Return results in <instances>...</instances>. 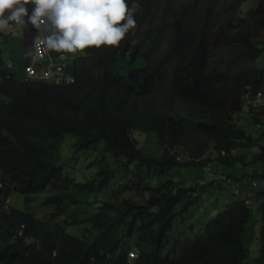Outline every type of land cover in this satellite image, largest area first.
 <instances>
[{"label":"trees","instance_id":"16d2710c","mask_svg":"<svg viewBox=\"0 0 264 264\" xmlns=\"http://www.w3.org/2000/svg\"><path fill=\"white\" fill-rule=\"evenodd\" d=\"M248 1L138 0L136 27L118 46L84 49L68 64L70 84L20 81L0 46V197L18 191L27 204L0 212V264H247L251 205L240 189L203 231L171 236L205 191L243 180L260 199L264 258V188L251 183L264 181V144L236 121L246 105V126L263 131L247 98L264 90V0L244 11ZM159 10L161 22L142 30ZM137 62L142 76L129 82ZM149 132L155 154L138 139ZM68 134L73 157L97 167L87 182L61 160ZM213 162L220 180L173 178ZM43 193L52 210L39 218L29 204Z\"/></svg>","mask_w":264,"mask_h":264},{"label":"clouds","instance_id":"9594fccd","mask_svg":"<svg viewBox=\"0 0 264 264\" xmlns=\"http://www.w3.org/2000/svg\"><path fill=\"white\" fill-rule=\"evenodd\" d=\"M139 10L138 0H0V34L7 35L13 27L19 30L26 23L30 24L35 29L34 39L36 31L44 33L36 54L40 55L42 45L56 54H67L69 64L81 55H87L83 51L86 48L118 46L129 30L136 27L135 13ZM32 50L27 52L25 68ZM11 65V62L7 64L8 67ZM67 73L71 72L67 70ZM7 198L11 203L10 197H0V200ZM9 209L10 204L8 209L0 210ZM18 236L15 235L13 240Z\"/></svg>","mask_w":264,"mask_h":264},{"label":"rangeland","instance_id":"374dc122","mask_svg":"<svg viewBox=\"0 0 264 264\" xmlns=\"http://www.w3.org/2000/svg\"><path fill=\"white\" fill-rule=\"evenodd\" d=\"M258 0H250L247 3L243 5V10L247 11L252 7H255L257 5ZM163 12L159 10L158 12H155L154 18L152 22L146 24L143 26L142 30L147 29L149 26H156L158 25L164 14ZM143 31H140L136 34L137 37L141 36L140 34ZM1 37V35H0ZM5 39L0 40V46L2 48V58L5 60L7 55L10 53L12 59L15 61H18L20 63V66H23V69L25 68V61H26V54L24 51V47L20 46V41L15 40L14 38L8 36ZM166 43V42H165ZM164 43V44H165ZM12 46H16L13 51H10ZM33 46L30 48L32 49ZM167 48V45L165 44L164 47L162 48V51ZM29 49V50H30ZM13 54H15L13 56ZM85 62H93L91 57H87ZM259 63L264 62V54L261 58L258 60ZM141 65L138 62L134 65L131 66L129 70L126 71V74L124 77H127V80L129 82L133 83H138L139 78L142 76V69ZM100 71L94 70L91 74H88L89 77H94V78H99L100 76ZM163 89H164V83L159 84ZM163 92H156L150 95L149 97L155 96L156 98H159ZM244 112L248 111V107L245 105L244 106ZM245 116L242 114H238L236 116V121L240 125V122L242 124V127L246 128L249 130L255 137H259L262 140V143L264 144V126H263V131H259L255 126L249 125L246 126L245 124V119L243 118ZM264 117V114H263ZM146 137V138H145ZM157 138V134L155 132H149V133H142L138 135V139L144 141L145 144L143 145L144 150L146 152H149L151 154H155V140ZM74 141L75 139L73 138L72 135L68 134L66 135L65 141L63 143L62 149H61V155L66 157V160L62 159L65 162V165L67 169H77L78 170V178L81 181H89L93 178L95 173L97 172L96 169L97 167L94 166L92 168H88V165L90 161L86 159L83 154H79L75 157H73L75 149H74ZM210 156V154H209ZM216 163H212V168L213 170L215 168ZM179 174L173 175V178L180 180V181H185L187 179V183H192L194 184L195 181L198 179H203V180H209L211 176H214L213 172H207L202 169H190V168H181ZM157 182V181H156ZM263 184L257 186L256 188H264V181L261 180ZM47 194H38L35 195L31 203L29 204L31 206V209L35 212L36 216L39 218H46L47 214L52 210V207L47 206L45 204H42V200L46 198ZM11 198V206L20 210H25L27 207L26 204V198L25 196L18 192L14 191L10 196ZM211 197L212 201L209 200ZM228 198L227 194L222 193L219 189L213 190L212 194L209 193V191H205L201 200L199 203L195 206L192 207V217H188L184 222L181 221L180 218L175 219L174 221V228L171 231V236H177L178 233H181V235H184L186 237H194L198 232L203 231L206 222L208 219L212 216L211 212L214 209V205H216V209H219L223 207V204L225 203L226 199ZM202 217L204 218L203 220ZM261 211L259 209L258 204H253L251 205V219L250 222L247 226V231L244 234V241L246 248L248 249V254H247V264H264V258L259 261V258L262 254V248H261V238H260V231H261Z\"/></svg>","mask_w":264,"mask_h":264},{"label":"built area","instance_id":"2783aa9c","mask_svg":"<svg viewBox=\"0 0 264 264\" xmlns=\"http://www.w3.org/2000/svg\"><path fill=\"white\" fill-rule=\"evenodd\" d=\"M44 35L43 32L36 31V37L34 39L33 50L28 56V64L25 68V73L21 77L22 81H31V80H41L46 79L50 80L56 84L62 83H72L74 82V76L71 73H67L68 64L66 62L68 55L64 52L58 54L55 51L45 50L42 45H40V55L36 54V47L40 39ZM249 88V87H248ZM247 104L249 107L261 111L264 109V90L259 91L254 96H248ZM258 127H262L261 124H258ZM212 165L209 163L204 167L205 171H211ZM231 182V179L227 180ZM253 185L255 187L263 184L260 180H254ZM236 193H239L237 190ZM248 203L249 200H247ZM10 200L7 198L5 200H0V209H8ZM19 236L23 235V230L19 231ZM137 256L136 250L130 252V257L134 258Z\"/></svg>","mask_w":264,"mask_h":264},{"label":"crops","instance_id":"0c3cea01","mask_svg":"<svg viewBox=\"0 0 264 264\" xmlns=\"http://www.w3.org/2000/svg\"><path fill=\"white\" fill-rule=\"evenodd\" d=\"M8 36L14 38L15 40H19L20 41V46H23L24 47L25 54L27 55L28 50L32 47V44H33V39H34V36H35V29L32 27V25L27 24V23L21 29H19V30L16 29L15 27H13L12 31L10 33H8L7 35L1 34L0 40L1 39H5V41H6L7 40L6 38ZM15 47L16 46H12V48L10 49V51H13ZM14 55L15 54H13V56ZM5 62H6V65L8 63H10V62L12 63V65L10 67H8V66L7 67L12 72L16 73L17 76H20V75L23 74V72H24V70H22L23 69V66L22 65L20 66V63L18 61H15L14 59H12L10 53L7 55V57L5 59ZM247 112H244L243 111L242 112V115H244V114L246 115ZM258 112L260 113L258 115V117L260 119L263 118V122L257 121L256 124L259 122V123L263 124V126H264V117H263L264 109L261 110V111H258ZM212 178H215V179L220 180L221 179V176H219L217 174H214V176H211L209 179H212ZM198 180L201 181V182H203V183L206 181V180H203V179H198ZM226 187L227 188H230V189H227L226 190L225 189ZM235 189H240L239 195L242 198H247L249 200V202H250V205H253L256 202L258 203V201L260 200L257 197V195H256V191L253 189V187L250 186L249 181H247V180L238 181V182L235 181L234 183H232V185H228L225 182L223 184V188H222L221 192L228 195L232 190H235ZM10 209H11V204H10ZM220 209L221 208L216 209V205H214V209L212 210L211 214L212 215L216 214ZM2 211H4V210H0V212H2ZM27 242H31V239L28 238L27 239ZM261 248H262V244H261Z\"/></svg>","mask_w":264,"mask_h":264}]
</instances>
